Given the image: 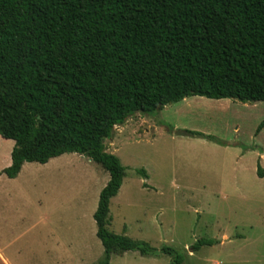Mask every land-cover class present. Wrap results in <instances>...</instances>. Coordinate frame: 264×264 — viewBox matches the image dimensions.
I'll return each instance as SVG.
<instances>
[{"label":"trees","instance_id":"1","mask_svg":"<svg viewBox=\"0 0 264 264\" xmlns=\"http://www.w3.org/2000/svg\"><path fill=\"white\" fill-rule=\"evenodd\" d=\"M189 97L264 102V0H0V136L15 143L2 174L15 179L25 163L65 154L106 170L94 214L99 264L157 255L108 228L126 168L105 141L137 113Z\"/></svg>","mask_w":264,"mask_h":264},{"label":"rangeland","instance_id":"2","mask_svg":"<svg viewBox=\"0 0 264 264\" xmlns=\"http://www.w3.org/2000/svg\"><path fill=\"white\" fill-rule=\"evenodd\" d=\"M105 145L126 168L110 204L109 230H126L157 253L130 251L114 255L111 264H171L163 247L175 249L183 264H264V177L258 174L261 166L264 176V102L189 97L137 113L116 126ZM14 146L0 136V245L28 259L29 238L50 234L49 242L86 246L98 262L104 247L94 214L108 172L84 156L65 154L46 165L26 163L17 179H9L2 171ZM9 216L23 220L12 225ZM28 217L35 223L29 236ZM201 239L216 243L191 252Z\"/></svg>","mask_w":264,"mask_h":264},{"label":"crops","instance_id":"3","mask_svg":"<svg viewBox=\"0 0 264 264\" xmlns=\"http://www.w3.org/2000/svg\"><path fill=\"white\" fill-rule=\"evenodd\" d=\"M11 164H12V160L10 156L9 162L7 163L6 168L10 167ZM23 167L21 169V172L23 170ZM21 172L19 173V175L21 174ZM19 175L17 176V178L19 177ZM106 185L107 184H105V186ZM12 220L13 219L11 218V216H9V218L6 219V221L8 222H12ZM19 220H23V219L21 218L16 219L14 222H12V225H14L15 223L16 224L20 223L18 222ZM111 222H112V218L110 217V225L108 226V228L111 226ZM34 224L35 223L31 222V220L28 217V230H27L28 236L30 234L32 235L33 232L35 231ZM96 227H97V224H96ZM125 231L126 230H124L123 232L124 236H126ZM36 235L37 234L34 235L33 239L29 238L28 240V259H25L23 257V254L20 251L15 250L12 252H8L6 250V248H8L6 247L7 245L6 246L0 245V264H99L100 260L103 258L102 257L98 262L93 258L91 259L90 251L88 250V248L84 246V250H81L82 247H79L77 245V242L75 241L62 242L58 240L57 242H54L55 240H52V242H49L50 234H46L43 237H41V235H38L37 238H36ZM138 242H143V241H138ZM0 244H1V241H0ZM49 244H51V246H49ZM54 245H56V247H54ZM136 252H139V251H136ZM191 252H193V249L191 250ZM119 255H122V254H119ZM156 256L157 255L148 256V257H156Z\"/></svg>","mask_w":264,"mask_h":264},{"label":"water","instance_id":"4","mask_svg":"<svg viewBox=\"0 0 264 264\" xmlns=\"http://www.w3.org/2000/svg\"><path fill=\"white\" fill-rule=\"evenodd\" d=\"M176 134L182 137H190V134L184 131H178Z\"/></svg>","mask_w":264,"mask_h":264}]
</instances>
